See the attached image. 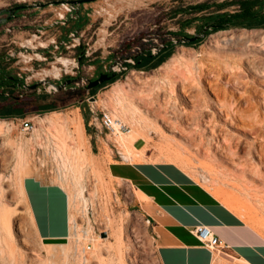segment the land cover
<instances>
[{
    "label": "rangeland",
    "instance_id": "rangeland-1",
    "mask_svg": "<svg viewBox=\"0 0 264 264\" xmlns=\"http://www.w3.org/2000/svg\"><path fill=\"white\" fill-rule=\"evenodd\" d=\"M53 1L65 0H0V13L18 5L26 6L6 24L0 26V83L1 77L4 76L17 79L19 87L14 94V97L17 98L14 105L21 108L26 114L24 118H10L5 119V121L14 127L12 133L14 140L18 142L29 140L31 142L28 146L30 175L33 174L34 170H41L50 175L54 182L59 183L69 193L70 190L74 189L73 181L69 177L66 179L59 177L56 163L52 159V147H48V140H50L48 139L50 137L48 131L39 129V137L33 138L34 131L39 128L38 119L48 115V113L37 114L33 96L47 94L59 99L61 108L57 112L63 116L73 117L74 114H77L81 117L88 146L89 148L91 144L94 146L93 152L89 151L88 148H83L82 151L88 150L90 152L92 159L95 160L97 174L99 173V177L105 184L107 182L112 187L109 194L102 192L94 195L93 177L87 173L83 178L85 186L83 196L86 201L77 200L75 217L82 231L79 233L82 237L81 243H83L81 246L83 245L82 247L85 248L88 256L93 251L92 241L89 237H97L98 235L101 237L104 232L107 236L103 239L108 237V229L100 223L105 217L110 216L122 224L125 230L126 244L123 253L126 264H158L152 240L148 234V224L134 208L128 206L125 193L117 187L108 175L107 163L101 156L102 151L95 148V139L98 137L107 153L111 150L114 153L118 152L112 143L113 136L96 128L93 122V118L101 110L111 111L109 99H111V88L114 83L100 89L94 96H91L85 86L88 80H94L100 74L114 73L118 74L119 77L116 82L122 83L125 90L136 93L140 89L144 91V94H150L152 97L150 100L156 101L157 98L149 92L148 86H153L152 80L154 78L161 79L163 72L159 69L160 67L149 71H139L132 68L131 55L141 48L147 47H150L152 53L153 51L156 53L158 51L157 46L160 45V37L166 40L171 39L175 44L172 56L204 62L208 67L214 65H219L222 68L228 67L227 70L231 69L230 71L238 74L239 78L231 83V87H226L223 80L209 78V82L218 83L225 88L224 102L232 111L230 112L232 116L229 119H218L214 123V133H216H213L214 135L209 134L208 128L203 123H200L198 129L202 134L196 133L197 127L194 120L195 114L200 112L203 113L205 120L210 114L219 115V112L213 107L210 110L198 109L197 111V108L194 109L190 103H184L183 111L180 110L182 120H178L176 115H173L172 106L175 105L176 99L181 100L182 95L179 93L177 97L168 94L169 104L167 106L163 104L162 111L161 107L158 110L155 104L151 108L145 106L146 102H141L142 106H145L148 118L154 124L150 130L146 131V150L143 154L148 159L155 161H170L168 159L174 155L181 156L187 166L176 164L186 170L211 199L220 202L215 193L221 189L246 200L253 207V215H256V218H243V220L264 237V225L260 224V221L264 222V156L258 158L255 153L260 148L264 149V81L257 78L244 62L246 59L253 60L256 67L260 71H264V53L245 47H236L231 51L224 47L217 49L213 47L210 39L212 35L218 32L210 34L201 45L195 47L180 45L176 43L175 38L166 35L167 33L180 32V21L188 17L179 15L172 19V11L188 5L203 2L211 4L225 0H96L74 7L68 5L70 12H67L62 6L67 4L53 5L51 4ZM37 4H45V6L38 8L34 6ZM233 8L229 7L226 10L230 11ZM61 13L65 14V24H61L58 20V15ZM198 24L199 22H194L185 28L181 35H195V27ZM6 29L12 30L13 33L6 35ZM37 29L45 30L40 40L32 36ZM244 30L259 32L260 35L254 39L264 41V28L252 30L233 28L225 31ZM70 32H76L80 46L85 52V60L81 65L78 63L80 53L71 47L74 42L67 37ZM53 40H55V44H51ZM39 42L44 45L48 43V53L46 54L48 60L29 62V58L33 56L31 48L38 46ZM63 42L70 48L67 49ZM21 45H26L29 48H21ZM55 46L58 48L55 49ZM38 51L43 52L40 48L35 52ZM22 55L26 57H22ZM58 58L69 61L66 66L68 74L65 75L62 72L59 76L41 75L43 69L51 70L54 63L59 67L60 64L56 63ZM73 58H75L74 62ZM126 64L130 66L125 67ZM43 77L45 78L43 85H38L35 89L30 88L32 85L42 82ZM134 77L139 78L140 82H146L147 78H151V81L147 82L146 85H141L134 80ZM67 79L77 80L58 90L57 86L62 85ZM50 86L54 87V90H50ZM201 86L206 92L208 102L210 104L216 102L215 97L209 92L208 83L203 80ZM11 101L14 99L12 98L8 102L0 100V110L10 105ZM158 111L162 113L160 115L163 117L159 115ZM201 118L199 117V119ZM24 122L29 124L28 130L24 128ZM127 125L131 130L130 125ZM175 126L177 128L179 126V129ZM219 136L225 137L222 138L226 141ZM191 137L192 140H190ZM227 141H230L232 148L234 146L235 153L226 154L224 147L229 144ZM13 167L14 161L10 159L6 165L4 176L8 189L7 200L10 207H15L16 210L14 228L16 245L24 252L26 264H48L45 247L36 238L30 218L17 193ZM196 171L208 175L212 181L211 184L204 185L195 175ZM114 190L116 193L113 192ZM125 211L130 212V215L127 216ZM87 230L90 233L88 238L83 233ZM110 241L111 243L115 242L112 237L109 238L108 242ZM68 242L69 239L65 244ZM25 251L32 253L29 254ZM104 256L106 260L111 258V264H120L116 256H109L106 252H104ZM58 257L52 259L54 264H79L73 255L66 258L67 260L62 255ZM0 264H3L1 252ZM92 264L97 263L92 262ZM224 264L227 262L225 261Z\"/></svg>",
    "mask_w": 264,
    "mask_h": 264
},
{
    "label": "bare ground",
    "instance_id": "bare-ground-1",
    "mask_svg": "<svg viewBox=\"0 0 264 264\" xmlns=\"http://www.w3.org/2000/svg\"><path fill=\"white\" fill-rule=\"evenodd\" d=\"M259 35L260 33L257 31H221L212 35L210 42L213 47L217 49L220 47H224L231 51L233 49H236V47H245L264 53V41H258L254 39V37H258ZM39 46L45 45L39 42ZM22 57L26 56L22 55ZM244 62L247 68L255 76H257V78H260L264 81V71H260L256 67L255 61L246 59ZM56 63H59L63 67H66L69 61L67 59L58 58ZM227 68L228 67L222 68L219 65L208 67V65H206L204 62H199L194 59H186L174 55L160 66L159 69L163 72L162 78H154L152 80L153 86H148L149 92L157 98L156 101L150 100L152 99V97H150V94H144V91L140 89H138L136 93H131L130 91L125 90V87L122 83H114L111 88V97L109 96L111 98L109 99V106L111 108L110 113L114 118L121 120L126 125L129 124L131 127V130H129L128 132L116 133L115 135H112V143L117 148L122 161H144V156L142 157L141 152L137 151L134 148V143L140 139L145 141L146 143V131L150 130V128L154 126L152 120L148 118L145 112V106H149L152 108V106H154L155 104L158 107V110L160 109L159 107H161L162 111V105L165 104L167 106L169 104L168 94L174 97H177L178 93L182 95L181 100H177L175 98V105L172 106L173 111L171 110L173 112V115H176V118L178 120L182 118V113L180 110L183 111L184 103H190L194 107V109L197 108V111L198 109L210 110V108L212 107L213 109L215 108V110L219 112V115H216L214 113L210 114V116H207V120H205L202 115L203 113L200 112L198 114H195L194 117L197 127L195 129L196 133L202 134L198 129L200 127V123H203V125L208 128L209 134H213L215 129L214 123H216L218 119H229L230 116H232L230 115V112L232 111L226 106L224 102L226 97L225 88L218 83L214 84L209 82V78H216L219 81L223 80L226 87H231V83L237 80V78L239 77L238 74L232 73L230 71L231 69L227 70ZM49 74L59 76L60 68L54 63L51 70H42L41 75L48 76ZM134 80L141 85H146L147 82L151 81V78H147L146 82H140L141 80L139 78H135ZM203 80L208 83L209 92L216 99V102L212 104H210L206 99V92L201 86ZM51 89L54 88L51 86L50 90ZM141 102H146L144 107L142 106ZM160 114L162 113L159 112V115ZM184 116L186 115L184 114ZM164 117L167 118V116L165 115ZM199 117L202 118L199 119ZM184 118L188 119L190 117ZM38 125L39 128L34 131L33 138L37 139L39 137V129L48 131V134L50 135V137L48 138L50 139L48 140V147H52V159L56 163L59 177L64 179L69 177L70 179H72L74 186V189L70 190L68 193L70 208V235L68 238L69 242L65 245L45 247V255L48 259V264L52 262V259L57 258L60 255H62L65 259L73 255V258L75 257V259L79 261V264H92V262H95L97 264H111V258L106 260L104 252L108 253L109 256H116L117 259H119L120 264H126L123 253V248L126 244L125 230L122 227V224H120L110 216L105 217V219L100 223V225H104L105 228L108 229V237L106 239H103L99 235L97 237H89L93 245V251H91L90 256H88L85 248L82 247L83 245L81 246V244H83L81 243L82 237L79 234L81 230L76 222L75 211L78 199H81L84 202L86 201L83 196V191L85 188L83 178L85 174L90 173L93 177L94 195H98L102 192L109 194L110 190L112 189L111 185L107 184V182L105 184L99 177V173L97 174L95 170L96 165L94 164L95 160L92 159V155L89 154L90 152H88V150L85 152L82 151L83 148H88L90 151V148L85 137L84 126L81 117L77 114H74L73 117L63 116L60 112L56 111L48 113V115L39 118ZM177 125H179V123H177ZM176 126L175 128H177ZM179 126L177 129H179ZM13 132L14 127L11 126L9 122L0 119V252L3 259V264H26V257L24 252H22L16 245L14 231L16 223V210L15 207H10V203L7 200L8 189L4 174L6 171V165L8 164L9 160H13V176L17 188V193L20 196L22 204L24 205L27 212L23 189V179L27 176H30V154L28 146L31 142L29 140H21L19 142L17 140H14L12 138ZM222 137L223 136H219V138ZM223 138L222 140L226 141ZM190 140H192V137ZM227 142H229V144L224 147L226 154L235 153L236 151L233 150L234 146L232 148L230 141ZM232 142L233 141L231 140V143ZM232 144L234 145V143ZM263 150L262 148H260L259 150L255 151L258 158L264 156ZM168 160L173 163H178L181 166H187L185 160L178 155H174ZM195 175L199 177L198 179H200L204 183V185H209V183L211 184L212 182L208 175L204 174L203 172L196 171ZM117 181L120 186H123V182H121V180ZM115 191L116 190H114L113 192ZM215 196L220 199V201L226 207H228L231 211H233L240 217L244 219L256 218V215H253V207L246 200L241 199L239 196L221 189L215 193ZM125 214L129 216L130 212L125 211ZM260 224L264 225V222L260 221ZM88 232V230L87 232L83 231V233L87 235V238L88 234H90ZM110 237L114 239V243H111V241L108 242ZM21 242L25 245L23 240H21ZM26 253L31 254L32 252ZM221 257L226 258L220 255H216V261L218 263L224 262ZM53 262L52 264H54ZM238 263L247 264L243 260H239Z\"/></svg>",
    "mask_w": 264,
    "mask_h": 264
},
{
    "label": "crops",
    "instance_id": "crops-1",
    "mask_svg": "<svg viewBox=\"0 0 264 264\" xmlns=\"http://www.w3.org/2000/svg\"><path fill=\"white\" fill-rule=\"evenodd\" d=\"M136 142L134 148L144 161H122L118 152L107 153L98 137L95 148L102 151L108 175L122 188L128 206L149 220L148 234L158 264H239V260L264 264V237L255 228L221 201L211 199L176 163L148 159L143 154L145 141ZM93 149L91 144L92 152ZM23 189L36 238L44 247L64 245L70 235L67 191L41 170L23 179ZM197 225L210 227L229 247L228 255L233 259L221 257L224 262L218 263L215 254L191 233Z\"/></svg>",
    "mask_w": 264,
    "mask_h": 264
},
{
    "label": "trees",
    "instance_id": "trees-1",
    "mask_svg": "<svg viewBox=\"0 0 264 264\" xmlns=\"http://www.w3.org/2000/svg\"><path fill=\"white\" fill-rule=\"evenodd\" d=\"M234 7L232 10H226V8ZM188 16L180 21V32L167 33L166 35L175 38L176 40L183 37L181 33L183 30L191 26L194 22H199L196 25V34H202V38L192 43H180L187 47H195L201 45L204 40L213 33L225 31L233 28L243 29H259L264 28V0H231L221 1L218 3H199L195 5H188L172 11V19L177 16ZM207 28L206 31L204 29ZM195 34V35H196ZM160 49L156 53H152L150 47L141 48L139 51L131 55L133 60L132 68L139 71H149L160 67L164 64L173 54L175 44L171 39H163L160 37V45L157 48ZM82 47H78L80 53L78 63L83 64L85 58L84 53L79 51ZM130 66L129 64L124 65ZM119 79L118 74L115 78L109 82L100 84L96 88L88 90L91 96H94L97 91L104 88L107 85L115 83ZM0 83V100L2 102H8L12 98L10 105L0 110V119L10 118H24L25 113L21 108H17L14 104L17 98L14 97L15 91L19 87L17 79L14 77L4 76L1 77ZM34 98V106L37 114H46L54 111H58L61 106L59 99L51 97L47 94L36 95ZM87 124V119H86Z\"/></svg>",
    "mask_w": 264,
    "mask_h": 264
},
{
    "label": "built area",
    "instance_id": "built-area-1",
    "mask_svg": "<svg viewBox=\"0 0 264 264\" xmlns=\"http://www.w3.org/2000/svg\"><path fill=\"white\" fill-rule=\"evenodd\" d=\"M62 6H65L64 8L67 12L71 11L70 9L67 8L68 4L62 5ZM58 20L61 24H65V21H64L65 20V14L64 13L59 14ZM44 24H47V22H44ZM5 33H6V35L12 34L13 31L10 29H6ZM44 33H45V30L37 29L35 34L32 36H34L38 40H40L41 37L44 35ZM67 37L69 38V40L74 42L71 45L72 48L78 49V47H81L80 42H79V37H77L76 32H70ZM12 42H14V41H12ZM51 44H55V40H53ZM63 45L67 49L70 48L66 45L65 42H63ZM48 47H49V45L47 43L45 46H39L38 45V46H34V48H31L33 56L29 58V62H32V61L45 62V61H47L48 57L46 56V54L48 53ZM21 48L27 49L29 47H27L26 45H21ZM38 48H40V50H43V52H40V51L35 52L38 50ZM54 48L57 49L58 46H55ZM25 52H26V50H25ZM81 52H83L84 56H85V52L83 51V49L81 50ZM154 52L155 51H153V53ZM74 61H75V58H73V62ZM132 62H133V60H132ZM59 67H60V75L62 72L65 75L68 74L67 67H63L62 65H60ZM42 80H43L42 82H44L45 78L43 77ZM91 111L93 112L92 109H91ZM93 122H94V126H96V128L104 130L106 133H108L110 135H115L116 133H125V132L129 131L128 125H126L121 120L114 118L113 115L109 111H106V110H101L99 112V114L93 118ZM23 124H24L25 130H28L30 128V126L27 122H24ZM145 222L147 224H149L148 219ZM191 233L197 238V240L201 243V245H203L210 253L215 254V256L220 255V256H223L226 258L233 259L232 257H230L228 255L229 247L227 245H225L221 240H219L214 235V233L210 227L203 226V225H197L191 229Z\"/></svg>",
    "mask_w": 264,
    "mask_h": 264
},
{
    "label": "water",
    "instance_id": "water-1",
    "mask_svg": "<svg viewBox=\"0 0 264 264\" xmlns=\"http://www.w3.org/2000/svg\"><path fill=\"white\" fill-rule=\"evenodd\" d=\"M94 1H96V0H65V1H53V2H51V4L57 5V4L65 3V4H68L72 7H74L76 5H80V4H84V3H91ZM34 6H36L38 8H42L45 6V4H37ZM25 7L26 6H24V5H18V6L11 8V9H8L7 11L10 14V16L7 18H0V26L6 24L14 16V14L18 10H23ZM206 30H207V28L204 29V31H206ZM201 38H202V34H196L193 36H183V37L178 38L176 40V43H178V44H180V43H192V42H195L196 40H199ZM159 49H160V47L158 48V50ZM115 76H116V74H114V73L111 75H108L107 73L100 74L96 79L88 80V83L85 86V88H86V90L96 88L100 84H103L105 82H109L110 80L115 78ZM76 80L77 79H67L66 81H64V83L62 85L57 86V89L61 90L65 85H69ZM43 84H44L43 82H40L39 84L32 85L30 88L35 89L38 85H43ZM106 236L107 235L105 232L101 234L102 238H105Z\"/></svg>",
    "mask_w": 264,
    "mask_h": 264
},
{
    "label": "flooded vegetation",
    "instance_id": "flooded-vegetation-1",
    "mask_svg": "<svg viewBox=\"0 0 264 264\" xmlns=\"http://www.w3.org/2000/svg\"><path fill=\"white\" fill-rule=\"evenodd\" d=\"M19 11H21V10H18L14 15H16ZM10 16V14L8 13V11L7 10H5V11H2L1 13H0V18H7V17H9ZM108 75H111L112 73H107ZM97 78V77H96ZM95 78V79H96Z\"/></svg>",
    "mask_w": 264,
    "mask_h": 264
}]
</instances>
